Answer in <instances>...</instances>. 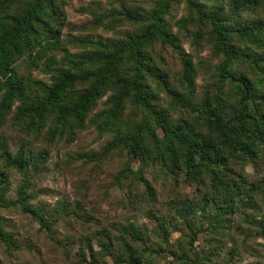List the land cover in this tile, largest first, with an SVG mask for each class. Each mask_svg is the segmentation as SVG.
I'll list each match as a JSON object with an SVG mask.
<instances>
[{
    "label": "trees",
    "instance_id": "1",
    "mask_svg": "<svg viewBox=\"0 0 264 264\" xmlns=\"http://www.w3.org/2000/svg\"><path fill=\"white\" fill-rule=\"evenodd\" d=\"M180 2L188 12L177 19V30L171 32L167 16ZM17 4L19 10L14 11ZM57 12L54 0H0V122L13 113L27 131L45 128L47 141L52 142L55 134L82 126L107 89H114L106 97V106L93 114L99 130L112 134L103 151L124 149L139 161L134 169L125 163L115 174V182L120 185L122 177L129 176L141 181L149 196L154 195L145 172L157 165L175 179L184 177L203 186L201 197L180 199L175 207L188 227V232L181 233L185 239L180 250L188 249L194 258L186 257L179 264H200L194 242L204 223H193L194 204H200V211L214 207L215 217L206 226L210 224V233L218 237L216 217L224 216L230 223L234 210L257 208L256 195L264 194V176L248 182L242 174H229L231 159L252 161L260 146L264 149V0H155L146 12L141 6L123 7L118 13L140 24L139 32L118 41L91 42L93 48L83 52L43 41L39 30L51 34L46 21L56 20ZM182 35L191 36L195 43L206 39L218 58L211 88L198 101L197 70L181 46ZM154 42L170 45L180 58L177 83L147 54ZM51 47L62 51L57 60L55 54H47ZM46 55L42 64L50 73L49 82L18 74L20 63L34 67ZM122 63L128 64L126 74ZM146 78L155 79V85L148 86ZM79 83L86 86L78 88ZM160 92L166 97L163 104L158 102ZM129 100L142 109L139 121L130 122L122 115ZM49 119L52 122L47 125ZM45 154V150L33 153L22 148L12 155L0 139L3 166L15 168L22 176L15 197L7 199L6 173L0 169V208L17 206L48 230L51 220L30 202L28 174L45 161ZM90 157L98 159L99 155ZM171 224V220L159 222L163 241L168 239ZM257 225L264 237V213ZM114 230L117 263L156 264L146 255L150 248L143 242L139 225L127 222ZM0 240L7 248L14 245L1 221ZM99 244L111 253L107 242ZM86 246L91 250L88 241Z\"/></svg>",
    "mask_w": 264,
    "mask_h": 264
},
{
    "label": "rangeland",
    "instance_id": "2",
    "mask_svg": "<svg viewBox=\"0 0 264 264\" xmlns=\"http://www.w3.org/2000/svg\"><path fill=\"white\" fill-rule=\"evenodd\" d=\"M54 1L58 6L57 18L46 21L52 29L51 34L39 30V33H43V41L62 45L70 52H83L93 48L91 42L118 41L139 32L140 24L124 19L118 11L123 7L141 6L146 12L155 0ZM19 7L17 4L14 11H18ZM187 12L183 2L175 5L167 16L171 32H176L175 22ZM190 37L183 38L182 35L181 46L192 57L197 70L194 85L198 101L211 88L218 58L206 39L195 43ZM146 51L177 83L175 78L181 64L172 47L154 42ZM47 54H55L54 59L57 60L62 51L51 47ZM48 55L34 67L20 63L18 74L49 82L50 73L44 71L42 64ZM127 66L122 63L124 74L125 69H129ZM146 81L151 87L156 83L153 78H146ZM84 86L85 83L77 84L78 88ZM112 92L114 89H107L82 126L65 130L63 135L55 134L52 142L47 141L45 128L40 132L27 131L26 127L16 122L13 113L0 122V139L4 140L12 155L22 148L33 153L45 150V161L37 169L28 171L30 202L52 222L51 229L47 230L17 206L1 207L0 221L4 232L13 237L14 245L7 248L0 240V264H119L115 261L118 249L113 237V233H116L114 226L127 222L141 227L143 242L150 248L146 255L153 257L156 264H179L186 257L194 259L188 249H184V253L180 250L185 239L181 233L188 232V227L175 207L180 199L195 200L201 197L205 188L184 177L175 179L157 165L145 172L154 187V195L149 196L144 184L129 176L122 177L120 185L115 182V174L125 163L134 169L139 166V161L126 155L124 149L117 148L108 153L103 151L112 134L99 130L93 121V114L106 106V97ZM158 98L159 103L166 102L164 93L160 92ZM141 114L142 109L129 100L122 115L133 122L139 121ZM51 122L49 119L46 124ZM263 150L260 146L257 159L255 157L252 161L231 159L229 174H242L248 182L260 180L264 176ZM92 153L99 155V158H89ZM1 168L6 173V198H14L22 180L21 173L15 168L3 166L0 157ZM256 200L258 206L255 209L236 207L237 210L230 216V223H226L224 216L216 217L218 237L210 233V224L206 226L208 219L215 217L214 207L200 211V204H194L193 223L198 226L204 223L194 242L200 264H264V237L257 225V220L264 213V194H257ZM164 220L172 222L167 241H163L159 233V222ZM50 234L53 235L52 239ZM87 241L91 250L86 246ZM100 241L108 243L111 253L102 249ZM172 250L176 254L171 253Z\"/></svg>",
    "mask_w": 264,
    "mask_h": 264
}]
</instances>
